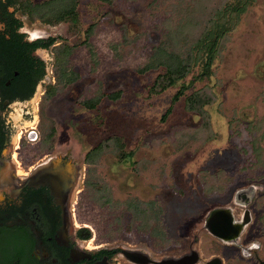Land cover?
Masks as SVG:
<instances>
[{
    "label": "rangeland",
    "instance_id": "374dc122",
    "mask_svg": "<svg viewBox=\"0 0 264 264\" xmlns=\"http://www.w3.org/2000/svg\"><path fill=\"white\" fill-rule=\"evenodd\" d=\"M202 2L219 4L78 0L77 23L51 27L72 49L65 69L76 80L60 83L53 71L56 93L39 101L38 130L66 131L80 154L101 147L75 200L76 222L97 245L144 246L157 257L175 249L178 222L204 204L229 202L251 183L264 187L258 162V156L264 161V0L256 1L220 50L213 76L182 89L176 101L179 85L157 96L148 92L161 68L140 72L160 47L185 55L207 19ZM191 81L189 75L185 84ZM204 85L214 88L217 102L200 115L186 111L185 96ZM115 93L116 100L106 97ZM95 98L96 109L82 106ZM123 153L132 156L122 160ZM263 197L254 203L264 204ZM134 203L159 210L154 228L145 227L152 210L142 222L132 220ZM262 233L256 237L260 244Z\"/></svg>",
    "mask_w": 264,
    "mask_h": 264
},
{
    "label": "flooded vegetation",
    "instance_id": "af4514ba",
    "mask_svg": "<svg viewBox=\"0 0 264 264\" xmlns=\"http://www.w3.org/2000/svg\"><path fill=\"white\" fill-rule=\"evenodd\" d=\"M36 4L0 0V264H264L256 239L264 204L254 203L264 187L257 183L183 218L175 249L157 257L144 246L92 242L76 222L75 200L94 148L80 154L66 131L38 130L39 101L51 97L58 53L69 47L51 31L63 22L43 18ZM132 209V220L141 221ZM150 210L145 227L154 228L159 210Z\"/></svg>",
    "mask_w": 264,
    "mask_h": 264
},
{
    "label": "trees",
    "instance_id": "16d2710c",
    "mask_svg": "<svg viewBox=\"0 0 264 264\" xmlns=\"http://www.w3.org/2000/svg\"><path fill=\"white\" fill-rule=\"evenodd\" d=\"M111 2L112 0H103ZM213 1V0H212ZM213 3H203L200 5L206 14V21L200 26L201 31L198 37L191 41L185 55L182 53L170 52L164 48H158L148 64L140 70L141 73H146L151 70L162 69L157 75L152 85L149 87V94L157 96L162 94L168 88L179 85L180 91L173 97L176 101L183 94L182 89H189L194 82H203L205 79H210L213 76L212 65L216 60L218 53L230 39L231 34L237 29L243 17L249 9L256 3L257 0H214ZM78 0H48L36 4L35 10L43 18H50L54 22H70L77 23V8ZM92 31V27L87 30L86 37ZM71 48L63 47L58 53V82L71 84L76 80V75L68 72L65 69L67 58L71 55ZM191 75L192 81L185 84L186 78ZM187 86V87H186ZM56 90L53 89L49 95H55ZM119 93L106 95L107 98L116 100ZM172 101V102H173ZM217 102V95L213 87L204 85L201 88L193 90L184 98V107L186 111H196L203 114L206 106H211ZM100 103V98H95L82 103L86 109H96ZM169 112V110L166 112ZM163 116V118L166 117ZM209 118V116H207ZM123 145H118V149H122ZM100 146L95 147L91 151L93 157L100 151ZM121 153V152H120ZM132 156L131 153H123L118 157L122 160H128ZM259 165L264 168V161L258 156ZM91 162L94 159L90 158ZM131 206V205H130ZM132 204V208L136 210V214L144 215L147 209L150 210V205ZM144 218V217H143ZM142 218V220H143Z\"/></svg>",
    "mask_w": 264,
    "mask_h": 264
},
{
    "label": "water",
    "instance_id": "95a60500",
    "mask_svg": "<svg viewBox=\"0 0 264 264\" xmlns=\"http://www.w3.org/2000/svg\"><path fill=\"white\" fill-rule=\"evenodd\" d=\"M252 188H253V187H252ZM252 188H251V189H252Z\"/></svg>",
    "mask_w": 264,
    "mask_h": 264
}]
</instances>
